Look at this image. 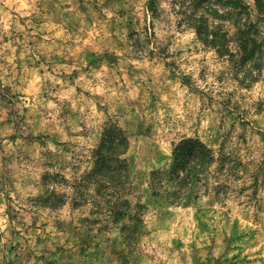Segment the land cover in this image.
I'll list each match as a JSON object with an SVG mask.
<instances>
[{"label": "rangeland", "instance_id": "rangeland-1", "mask_svg": "<svg viewBox=\"0 0 264 264\" xmlns=\"http://www.w3.org/2000/svg\"><path fill=\"white\" fill-rule=\"evenodd\" d=\"M183 1L0 0V264H264V68L206 47ZM113 127L129 181L99 191ZM187 139L215 162L177 200Z\"/></svg>", "mask_w": 264, "mask_h": 264}, {"label": "trees", "instance_id": "trees-1", "mask_svg": "<svg viewBox=\"0 0 264 264\" xmlns=\"http://www.w3.org/2000/svg\"><path fill=\"white\" fill-rule=\"evenodd\" d=\"M252 1L254 10L247 0H189L183 1L182 7L185 22L206 47L215 49L220 57L228 56L236 67L244 69L253 64L255 70H261L264 68V52L258 44L256 33L259 26L252 21V14L255 11L259 17H264V0ZM224 25L235 29L236 51L228 47L231 42L227 39ZM127 148L128 141L121 130L115 127L107 129L95 152L94 169L89 175L97 190L102 191L114 183L121 184L126 176L128 184L129 165L122 159ZM214 162L212 150L203 143L196 139L182 141L174 150L169 170L168 181L174 190L172 195L182 200L208 174ZM155 178L162 181L160 173H155ZM112 196L116 200L110 207V213L115 222H120L127 215L128 203L116 192Z\"/></svg>", "mask_w": 264, "mask_h": 264}]
</instances>
